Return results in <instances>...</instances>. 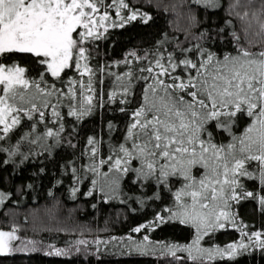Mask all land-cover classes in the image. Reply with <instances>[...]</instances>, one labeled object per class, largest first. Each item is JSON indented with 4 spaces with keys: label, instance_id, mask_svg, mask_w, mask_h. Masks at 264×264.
<instances>
[{
    "label": "snow or ice",
    "instance_id": "6c2138e0",
    "mask_svg": "<svg viewBox=\"0 0 264 264\" xmlns=\"http://www.w3.org/2000/svg\"><path fill=\"white\" fill-rule=\"evenodd\" d=\"M185 2L205 8L220 7V0ZM102 3L103 0H0V57L32 54L46 73L61 82L62 73L73 66L80 77H69L63 82L65 86L59 88L55 83L48 84L43 72L39 79L28 78L26 69L18 64L0 63V141L14 134L25 121L31 122L30 131L21 135L16 144L11 148L0 147V153H7L9 158L0 160V164L13 163L12 158L17 156L22 157L20 163L27 160L31 153H21L24 143L36 144L52 138L56 145L61 144L65 115L81 121L103 106L102 102H96L97 69L90 66L91 53L84 46L105 38L100 28L110 17L107 11L98 15ZM117 3L120 23L113 27H123L138 18L147 24L152 19L139 10H130L125 18L120 12L129 9V5L125 0H112L109 7ZM252 4L253 0H247V6ZM240 7H245L242 0H233L229 14L249 27L250 16L259 23L257 38L249 39L248 46L241 43L240 34L233 30V51H213L208 43L213 37L210 30L205 29L195 37V42L190 37H186L185 43L178 40L173 43L165 38L157 42L154 51H145L143 56L130 52V57L143 61L145 66L137 69L139 76L131 70L123 75L112 74L119 91L109 94V102L130 104L135 95L133 80L143 81L145 86L137 107L131 111L122 141L113 146L111 155L97 162L101 142L94 136L87 139L92 162L86 167L97 177L91 181L93 188L102 182L101 191L107 187L115 192L125 175L134 176L133 183H147L161 189L173 178L184 182L174 194L177 210H168L169 219L194 227L196 235L191 244L161 245L160 255L165 258L204 264L205 260L211 261L217 256L235 257L240 249L246 248L243 243L214 249L200 246L203 237L210 232L235 224V215L230 210L233 202L257 199V192L247 190L244 180L258 182L261 193L258 202L264 208V46H258L264 44V22H261L264 0L258 12L236 11ZM192 19L195 20L194 15ZM244 31L247 32V27ZM122 62L129 64L131 60L126 58ZM65 107L67 111L62 113ZM119 111L124 113L128 109L122 106ZM240 116L250 122L237 133L234 129ZM49 122L56 127H47ZM42 124L46 130L39 133ZM114 128L109 122V131ZM215 131L226 134L227 143L217 142ZM102 165L108 166V172L100 171ZM194 170H200L201 175L196 177ZM72 171L79 183L76 169ZM77 191L74 187L73 195ZM92 194V191L87 193ZM4 198L0 193V203ZM156 219L165 222L164 217ZM143 227L146 226L133 231L140 232ZM17 231L15 227L11 231L0 230V255L23 250L12 247V241L18 238ZM262 235L260 231L250 234L264 248ZM85 243L77 241L80 245ZM137 251L145 249L138 247ZM177 253H187V256ZM49 254L66 253L55 249Z\"/></svg>",
    "mask_w": 264,
    "mask_h": 264
},
{
    "label": "trees",
    "instance_id": "16d2710c",
    "mask_svg": "<svg viewBox=\"0 0 264 264\" xmlns=\"http://www.w3.org/2000/svg\"><path fill=\"white\" fill-rule=\"evenodd\" d=\"M232 2L220 0L219 8H205L185 0H125L129 9H121V16L126 18L130 10H139L152 19L147 24L138 18L123 27H113V24L120 23V17L116 15L118 3L109 7L112 0H103L99 5L100 13L107 11L110 17L106 26L100 28L105 38L84 45L91 53L90 66L97 69L94 77L96 102H102L103 106L97 107L92 116L81 121L65 115L61 144L56 145L52 138L36 144L24 143L20 150L21 153H31L27 160L20 163L22 157L17 156L12 158L13 163L0 164V193L5 195L3 203H0V229L18 228V235L29 237L36 243L35 250H14L8 255H0V264H193L190 260L181 262L160 255L161 245H187L195 239L194 227L169 219L168 210H177L174 194L184 182L173 178L169 185L161 189L147 183H133L134 176L125 175L115 192L107 187L101 191L102 182L93 188L91 181L97 177L86 167L92 162L87 139L94 136L101 142L97 162L111 155L113 146L122 141L131 111L137 107L145 86L143 81L133 80L135 95L130 104L109 102V94L119 91L112 74L123 75L131 70L139 76L137 69L145 66L143 61L130 57V52L143 56L145 51H154L157 42L165 38L173 43L177 40L185 43L186 37H190L195 42V37L205 29L210 30L213 37L208 42L212 50L221 53L233 51V30L240 34L241 43L245 46H248L249 39L256 40L259 23L250 16L249 27L234 14L230 15L229 4ZM261 2L253 0V4L247 6V0H242L245 7L236 11L242 13L246 9L250 13L258 12ZM261 22H264V17H261ZM246 27L247 32L244 31ZM220 29H224L223 33L219 32ZM126 58L131 63H123ZM0 63L18 64L26 69L28 78L39 79L43 72L47 83H55L59 88L65 86L63 82H67L69 77L80 78L73 66L62 73L61 82L46 73L44 66L32 54H9L0 57ZM84 80L87 81L86 76ZM122 106L128 111L121 113L119 108ZM61 111L66 113V107ZM109 122L115 126L112 131L108 129ZM249 122L248 118L240 116L234 131L241 132ZM30 123L25 121L14 134L0 141V147L11 148L21 135L30 131ZM47 127L55 128L56 125L49 122ZM45 130L42 124L38 132ZM214 134L217 142L227 143L226 134L218 131ZM7 159V153H0V160ZM73 168L76 169L75 176L80 177L79 183L74 179ZM108 170L107 165L100 167L101 172ZM194 175L199 177L200 170H194ZM244 184L247 190L257 192V199L233 202L230 210L235 215V224L210 232L203 237L200 246L214 249L243 243L247 247L240 249L235 257L217 256L214 260H205L204 264H264V248L255 237L250 236L256 231L264 234V208L258 202L261 193L258 182L244 180ZM74 187L78 189L75 195L72 193ZM89 191L93 194L87 195ZM156 195L158 199L153 198ZM157 216L164 217L165 222H159ZM141 225L146 227L140 232L133 231ZM79 239H85L86 243L77 245L75 242ZM54 247L66 254H49L53 253L50 249ZM138 247L145 251H137ZM177 255L186 257L187 253Z\"/></svg>",
    "mask_w": 264,
    "mask_h": 264
},
{
    "label": "rangeland",
    "instance_id": "374dc122",
    "mask_svg": "<svg viewBox=\"0 0 264 264\" xmlns=\"http://www.w3.org/2000/svg\"><path fill=\"white\" fill-rule=\"evenodd\" d=\"M98 15H102V13H98ZM106 26V22L104 23V25L102 27ZM2 230V229H0ZM2 231H11V230H2ZM16 236L18 237L16 240L12 241V247L13 249H23V250H19V251H28L30 249H33L36 247V243L35 244H29L28 241H33L32 239H30L29 237H24V236H20L16 233ZM264 239V238H262ZM79 240H84L85 239H79ZM79 240H76V244H77V241ZM34 242V241H33ZM77 245H80V244H77ZM55 249H60V248H51L50 251L54 253V250ZM17 251V250H15Z\"/></svg>",
    "mask_w": 264,
    "mask_h": 264
}]
</instances>
